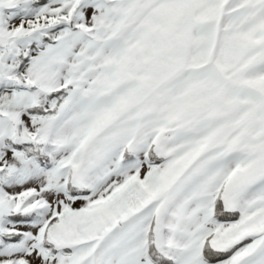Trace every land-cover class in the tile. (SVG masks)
Here are the masks:
<instances>
[{
  "label": "snow or ice",
  "instance_id": "1",
  "mask_svg": "<svg viewBox=\"0 0 264 264\" xmlns=\"http://www.w3.org/2000/svg\"><path fill=\"white\" fill-rule=\"evenodd\" d=\"M0 264H264V0H0Z\"/></svg>",
  "mask_w": 264,
  "mask_h": 264
}]
</instances>
